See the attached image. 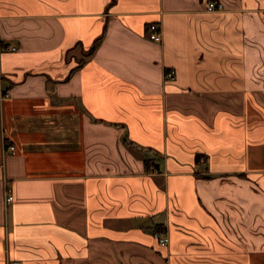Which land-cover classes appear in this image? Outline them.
<instances>
[{"label":"crops","instance_id":"obj_1","mask_svg":"<svg viewBox=\"0 0 264 264\" xmlns=\"http://www.w3.org/2000/svg\"><path fill=\"white\" fill-rule=\"evenodd\" d=\"M14 260L264 264V0H0Z\"/></svg>","mask_w":264,"mask_h":264},{"label":"built area","instance_id":"obj_2","mask_svg":"<svg viewBox=\"0 0 264 264\" xmlns=\"http://www.w3.org/2000/svg\"><path fill=\"white\" fill-rule=\"evenodd\" d=\"M222 7H223V5L220 1H217V2L208 1L206 3V8L208 10H220V9H222ZM149 30H150V32H149V38L150 39L155 40V41L161 40V32H160V29L157 26V24L150 25ZM12 49H14V48H12ZM9 148L12 150L13 146H9ZM11 199H12V195L7 191L6 198H5L6 202L7 203L10 202ZM154 235L157 238L159 245H161V246H164L169 242V237L165 232H156ZM9 264H21V262L18 260H14V261H11Z\"/></svg>","mask_w":264,"mask_h":264},{"label":"trees","instance_id":"obj_3","mask_svg":"<svg viewBox=\"0 0 264 264\" xmlns=\"http://www.w3.org/2000/svg\"><path fill=\"white\" fill-rule=\"evenodd\" d=\"M148 163L151 164L150 162L145 161V165H146L147 168H148ZM162 228H163V227H162L161 224H156V225L154 226V229H153V230H154L155 232H157V231L162 230Z\"/></svg>","mask_w":264,"mask_h":264}]
</instances>
